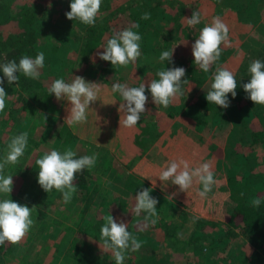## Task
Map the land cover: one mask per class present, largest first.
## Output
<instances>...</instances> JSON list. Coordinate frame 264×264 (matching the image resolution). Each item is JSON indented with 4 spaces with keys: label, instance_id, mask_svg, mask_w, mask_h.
Here are the masks:
<instances>
[{
    "label": "rangeland",
    "instance_id": "rangeland-1",
    "mask_svg": "<svg viewBox=\"0 0 264 264\" xmlns=\"http://www.w3.org/2000/svg\"><path fill=\"white\" fill-rule=\"evenodd\" d=\"M25 1L37 2L45 11L43 16L37 17L35 24L32 25L36 47L31 54L34 59L41 55L43 60L40 61L52 64L54 72L52 77H55V81L51 99L43 106L34 104L36 99L31 97L30 92L23 91L15 85L0 89V226L8 223L15 226L17 232L16 245L8 253H1L0 264H73L74 260L70 258V254L71 252L78 254V251L87 256L98 254L101 258L107 259L109 264H130L132 261L134 264L137 262L191 264L193 254L197 255L195 259L197 264L212 262L237 264L246 257L244 264H264V251L261 252L256 248L253 241L254 237L264 232L263 227H258L256 230L238 228L233 237L218 239L222 231L220 224L202 226L201 222L195 224L192 219L193 216H220L217 210L219 197H211L207 194L217 174L233 172L243 186L248 187L251 184L245 197L247 202H258L259 195L254 193L255 189L259 192L263 191L264 194L263 184H259L256 175L252 174L255 169L264 168L260 156L255 157V153L249 152L251 155L243 164L240 161L231 164L229 149L228 153L227 148L223 151L226 157L214 154L217 147L224 146L223 135L226 134V126L219 122L229 123L233 118L231 114L226 113L236 109L242 101L232 89H226L228 83L233 78H246L250 80L249 90L253 91L258 86L259 78L264 77V36L262 35L261 38L263 42L261 48L258 42L257 45H252L255 48L249 49V52L241 51L244 43H233L235 39L233 31L236 32V28L230 21L232 15L213 9L214 6H219L218 8L221 9L222 6H226V9L233 13L232 1L235 0H227L228 2H223L225 4L220 0H148L150 4H157L159 11L157 9L154 12L153 19L147 27L143 46V50L151 53L146 55L142 50L141 58H144L145 62L160 58L165 53L162 52L159 44L164 46L163 42H165V47L172 48L180 38L189 47L186 48V53L184 52L185 56L179 57V60H184L180 63L175 62L174 69L182 68L180 72L185 73L194 64L200 62L205 69L201 68V70L208 76L203 88L200 84L194 85L199 91L202 89L197 95V101L186 96V90L181 84L179 86L181 92L172 94L169 99L159 104L148 102L137 104L129 95L108 84L102 79L101 70L93 65L92 56H88L85 63L79 62L77 45L81 35L79 38L75 37L77 30L71 28L72 17L61 11L57 0H2V3L14 11L19 3ZM109 1L110 8L102 11L96 18L95 29L87 39L94 43L102 25L113 23L109 27V38L104 36V43L100 48L110 57V65L115 66L117 72L131 77V82H135L136 77L140 76L138 71H144L147 66L145 64L138 68L139 61L131 55H123L118 60L116 53L122 46L123 35L127 32V22L121 20L123 14L114 20L113 17L110 20L106 19L110 10L118 6L122 0ZM246 3L244 0L239 3L238 12L252 19L248 21L252 22L258 13H264V0H246ZM134 8L138 10L137 6ZM183 16H186L187 20L182 19ZM188 17L191 20H188ZM181 21L187 25L189 21L192 27L196 26L194 28L206 24L213 25L211 34L219 38L220 45L209 43L196 34L191 38L181 34L185 33L184 29H178ZM56 26L59 29L55 28L57 32L65 34V41L61 43L56 38L57 33L51 34L55 31L48 29ZM68 28L71 29L66 33ZM46 29L48 31H45ZM117 29L120 30L116 31ZM0 31L4 35L10 34L13 40H17L19 36V30L14 28L10 20L6 21L2 16H0ZM55 43L58 47L52 51ZM228 47L232 50H229L224 58L221 53ZM182 48L184 49V46ZM109 50L112 52L110 53ZM27 64L34 67L31 62ZM47 78H51V75L48 74ZM222 79L224 84L221 81L216 82ZM10 83L11 79L6 82L7 85ZM133 87L141 88L144 85L139 82L134 83ZM224 94L226 96L222 99ZM207 95L210 98L205 97ZM138 107L145 110L147 122L161 126L158 135L156 134L158 142L155 143L157 146L155 156L154 147L150 144H144L143 149V146L133 141L132 135L136 127H132L133 131L130 135V129L126 126L127 122L135 125L129 114L131 109ZM152 109H155V113H152ZM157 111L162 115L157 114ZM165 111L174 112L175 115L169 117ZM244 112L241 111V114ZM184 116L193 119L191 120L193 126L184 124ZM261 120H264V117L259 118V124ZM216 122L220 125L216 126ZM228 127L227 125V129ZM67 131L73 133L74 140L66 138ZM179 131L190 141L189 144L192 143L191 148H194L193 153L191 152L192 156H197L200 148L203 149L201 152H204L203 156L197 157V161L184 162L188 165L189 175L194 176V181L187 186H183L185 180L171 171V168L178 163L176 161L178 155L186 154L185 149H189V145L183 143L184 151L172 142L175 139L180 140ZM89 144L102 145L107 149L111 161L108 169H103L105 160L102 161L100 154L91 150ZM254 147L256 146H248V149ZM145 149L147 150L144 153ZM261 151L264 152L263 148ZM70 153L89 158L92 165L89 170L94 183L102 184L103 180L111 177L117 169V163L124 172L130 171L138 175L160 195H148L145 200L149 199V202L166 216L164 220L170 221L171 225L174 223L177 225L175 236L186 243L176 244V247L171 249L165 241L164 232L155 221L157 226L142 230L139 235L131 239L137 238L139 243L154 244L158 251L136 258L128 255L121 248L116 249L114 244L99 243L92 236L79 230L77 218L83 197L79 196L81 193L74 191L68 183L60 181L63 158ZM143 158L148 159L146 164L142 163ZM244 167L249 174L243 177ZM198 182H201V186ZM106 187L118 191L117 188L106 185L101 189L105 190ZM188 202L191 205H188ZM220 204L226 212L233 202L223 198ZM112 209L114 208L102 212L105 220L111 225L102 224V226L110 233L126 225V219L121 218L120 214ZM177 209L185 211L187 215L179 217L177 214L180 212L178 213ZM100 216L99 212L94 214L95 219ZM101 222L98 220L97 225ZM134 234L129 231L122 237L129 239ZM196 247L198 249L193 252ZM179 248L182 252L180 258L172 260L171 257L168 261L169 251L174 250L178 253ZM83 264L87 263L83 262Z\"/></svg>",
    "mask_w": 264,
    "mask_h": 264
},
{
    "label": "trees",
    "instance_id": "trees-1",
    "mask_svg": "<svg viewBox=\"0 0 264 264\" xmlns=\"http://www.w3.org/2000/svg\"><path fill=\"white\" fill-rule=\"evenodd\" d=\"M57 2L61 11L72 17L73 26L71 28L77 30L75 37L79 38L81 35L79 44L77 45L79 62L85 63L87 57L92 56L93 65L101 70L102 79L108 84L115 86L118 90H121L122 93L129 95V97L133 101H136L137 104H140L141 102L142 104L144 102L150 104L165 102L166 99H169L172 96V94H175L174 92L177 93L179 91V86L181 84L183 87H187L185 93L190 99L196 100L197 98H192V96L202 92V89L199 91L197 86L187 83L195 77L191 74L204 72L201 70V68L205 70L204 66H202L200 62L199 64H194L191 69L185 73L180 72L182 71V68L174 69L176 66L175 62L180 63L184 60H179V57H184V52L186 53V48L189 47L183 43L182 39L180 40V38H178V41L176 40L177 42H175L172 48L169 46L165 47V42H163L164 46L159 44L162 52L165 53L163 56L158 55L160 58L157 57L155 60L147 62H145L144 58H141L145 38L147 36V27L153 19L154 12L158 9L157 4H150L148 0H122L118 3V6L110 10V14L106 16V19L110 20L111 17H113L114 20L117 16L123 14L121 20L127 22V32L123 35L121 42L122 46L116 53L118 60L123 55H131L136 61H139L140 65L138 68L145 66V64L147 66L144 71H138L140 76L136 77L135 82H131V77L120 74L116 71L115 66L110 65V57L105 54L104 49L101 50L100 48L104 43V36H109V27L113 23L102 25L101 30L97 32L94 43H91V41L87 39V36L95 29L96 18L102 11L110 8V1L57 0ZM135 6L138 8L137 11L134 8ZM44 12L43 7L37 2H21L18 4L16 10L11 11L8 5L5 6L2 3V0H0V16L4 17V20L6 21L10 20L14 28L19 30L17 40H13L10 37V34L4 35L0 31V89L15 85L23 91L30 92L31 97L37 100H35L34 104L38 103L39 106L48 104V100L51 99L53 82L55 81V77H52V74H54L52 64L40 61L43 60L41 55L37 56V59H34L31 54L36 47V45H34L36 40L34 38V29L32 25L35 24L37 17L43 16ZM55 28L56 30H59L57 26L54 28L49 27L48 29L55 31L51 34L57 33L56 38L60 43L65 41V34L57 32ZM71 28H68L66 33L70 31ZM48 29L45 31H48ZM119 30L120 29H117L116 31ZM182 46H184V49ZM57 47L58 45L56 43L53 44L52 51L56 50ZM143 51L146 55L151 53L145 50ZM109 52L111 53L112 50H109ZM154 54L156 55V53ZM27 62L33 63L34 67H31ZM76 69L78 70V68ZM48 74L51 75V78L49 79L47 78ZM145 78H148V80L146 81ZM10 79L11 83L7 85L6 82ZM220 81L223 82V79L219 81L217 80L216 82L219 83ZM139 82L143 83L144 87L134 88V83ZM249 82L250 80L246 78H233L228 83V88L226 89H232L233 93L238 94V96L242 98L240 104L248 105L254 113L259 115L264 111V77L259 78L257 82L258 86L255 87L253 91L249 90ZM216 89L218 88H215V90ZM225 96L226 94L222 96V99H224ZM137 97L140 99L138 100ZM205 97H208V95ZM208 98H210V96ZM144 112L145 110L142 108L140 109L139 107L138 109H131L129 118L135 125L129 124V122L126 123L128 129H130V135H132V127H136L132 137L137 145L139 143L141 144L142 141L146 142L147 139L152 137L148 141L149 143L157 134L155 124L147 122V116ZM165 114L169 117L174 116V113L170 111H165ZM183 118L189 120V118ZM151 127L154 129L152 130ZM250 135L251 142L260 144L264 151V131L261 129L251 130ZM66 138H68V140H74L75 136L72 132L67 131ZM89 146L91 147V150H95L100 154L102 161L105 160L106 164H103V169H108L111 165V161L109 160L110 155L107 149L102 145L89 144ZM191 146H189V149L186 148V154L178 155L176 159L178 163L171 168L173 173L178 174L183 181L185 180L183 186H187L190 182L194 181V176H191L192 174L189 175L187 163L195 162L197 161V157L204 155V152H201L203 149L200 148L197 156H193L194 160L184 163L189 156H192L191 152L194 151V148L192 149ZM144 148L145 146H143V149ZM219 148L220 147H217V151L214 154L223 153ZM88 159L89 158L84 155H78L77 153L66 155L63 158L62 172L60 175L61 182L68 183L73 187L72 189L74 191L81 193V195L77 193L79 196L83 197L81 203L82 206L77 218L79 230L92 236L99 243L114 244L116 249L121 248L128 255L136 256V258L140 255H147L158 251L157 248L155 250L154 246L150 243H139L137 238L131 239L139 235L140 231L148 230L157 226L155 225V221L164 232L165 241L171 246V249L176 247V244L186 243L175 236L177 235V225L175 223L171 225L170 221L164 220L166 216H164L160 210L155 208L154 204L149 202V199H147L148 201L145 200V197L148 195H160L155 190H152L143 179L130 171L124 172V169H122L119 166V163H117L116 167L118 170H113L114 172L111 177L103 180L102 184H99L98 182L94 183L91 179V173L89 170L92 165ZM108 161H110L109 164ZM254 173L258 179L257 181H260L259 183L263 184L264 188V172L258 169V171ZM90 181H92V183H90ZM105 185L113 186L114 188H117L118 191H116V189L109 190L107 187L105 190L101 189V187ZM215 187V192L224 189V197L233 202L231 208L226 212L217 209L220 213L219 217L193 216L192 219L195 224H198V222H201L202 226H214L217 223L220 224L222 231L220 230L221 232L218 239L223 237H233L238 228L247 230H256L258 227L264 228L263 191L259 192V190L256 189L254 191V193L256 192L259 195L258 202H247L245 197L249 189L236 179L233 172L224 174L222 183L217 184ZM214 197H219V203L223 199L217 194L214 195ZM111 207L114 208L112 209L113 211L120 214L121 218L126 219L125 227L115 230L114 233H110L104 226H102V224L105 226H111L110 223L105 220L104 213H102L107 212L104 210H109ZM177 210L178 213L180 212V214H177L179 217L181 215H187L185 211L180 209ZM97 212L101 213V216L95 219L94 214ZM189 217L191 218V216ZM98 220L102 222L97 225ZM129 231L130 233L135 234L129 239L123 238L122 236L126 235ZM16 235L17 232L15 226L9 225L8 223H3L0 226V255L1 253L5 254L13 250L17 243ZM253 241L256 248H259V250L263 252L264 232H261L258 236L254 237ZM94 249L98 252L96 248ZM197 249L198 248L196 247L192 251L195 252ZM76 250H78V248H76ZM77 253L78 254H73V252H71L70 254V258L74 260L73 264H83V262L87 264L110 263L107 259L101 258L98 254L87 256L83 253H79V251ZM181 253L180 248L178 253L174 250H170V256H167L168 261L171 257L172 260L179 259ZM199 253L201 254V251H199ZM154 255L155 254H153V256ZM246 258L240 260L237 264H244ZM1 259L2 258H0V260ZM195 259H197V255L193 254L191 257V264H197ZM130 264H134V262L132 261ZM136 264H140V262H137ZM210 264L214 263L212 262Z\"/></svg>",
    "mask_w": 264,
    "mask_h": 264
},
{
    "label": "crops",
    "instance_id": "crops-1",
    "mask_svg": "<svg viewBox=\"0 0 264 264\" xmlns=\"http://www.w3.org/2000/svg\"><path fill=\"white\" fill-rule=\"evenodd\" d=\"M244 1L246 3V0H244ZM220 2L223 3V2H228V1L227 0H220ZM241 2H243V0L232 1V5L234 7L233 8V13L231 11L227 10L226 6H222V9L218 8L219 6H214L213 9L221 10V11H223L225 13L227 12L226 14L232 15V18L230 19V21L232 22V24L236 28L235 29L236 32L233 31V37L235 38L233 40V43L237 44V43L243 42L244 46L241 47L240 50L241 51L244 50V51H248L249 52L252 48H255L254 46H252L253 44L257 45L258 42H259V44H260L259 47L263 46V42H261L262 41L261 38H262V35L264 36V26H263L264 25V13L263 14L258 13V15H256V18L252 22L248 21V20H252V19H250L248 17H244L240 12H238V5ZM223 4H225V3H223ZM228 7L231 8L232 6H228ZM209 17H210V15H209ZM245 18H247V20ZM182 19H186L187 20V17L183 16ZM178 20H180L179 17H178ZM188 20H191V18L188 17ZM209 20H211V19H209ZM181 24H182V27L180 28ZM180 25L178 26V29L179 30H181V29L185 30V33H181V34H185V36H188L189 38H191L193 34H196V35H199L200 38L205 39V41H208L209 43L212 42L214 45H217V46L220 45L219 38L216 37L215 35L211 34L212 31H213V29L211 27L213 25L208 26L206 24V26H198L199 28H194L196 26L192 27L191 23L189 21H188V25L185 22H182V21L180 22ZM261 30L263 32H261ZM238 32H240V33H238ZM236 35H237V37H236ZM185 40L186 39L184 37V41ZM248 46H250V47H248ZM229 50H232V48L228 47V48H225L224 51H222L221 54H223L224 58H225V54ZM191 75H193L195 77L192 80L187 82L189 84H192V85L200 84V87L203 88L204 83H207V81H208V79H207L208 76L204 72H199V73L191 74ZM145 80L147 81L148 78H145ZM186 88L183 87L184 90H187ZM179 91L181 92V87H180ZM174 93L176 94V92H174ZM197 95L198 94L193 95L192 98L193 97L197 98L196 97ZM151 111H152V113H155V109H152ZM241 111H245V112L241 114ZM231 112H233V114ZM157 114L162 115L160 111H157ZM226 114H231V117L233 119H231L229 121V123L219 122V123H222V125H224V127L226 126V130H225L226 134L223 135L224 146H221V148H219V149H221V152H223L227 148L226 152L228 153V149H229L230 155H231V158H230V161H231L230 163L231 164L237 163L238 161H240L241 164H243L244 161L248 157H250L251 154L249 152H252V154L255 153L254 154L255 157L257 155L260 156L262 158V160H263V163H264V152L262 153V151H261L262 148H260L261 150L258 148V147H262V146L260 144H257L256 142L252 143L251 142V135H250V131L251 130H259V129H261V130L264 131V124H262V122H264V120H261L260 124H259V118L261 117V119H262L264 117V111L261 114L258 115L256 113H254V111L250 110V107L248 105H239V106H236V109L229 110ZM153 117H154V115H153ZM184 117H186V116H184ZM153 119L155 121V118H153ZM223 119H224V116H223ZM189 120L184 119V124L186 126H193L192 122H191V120H193V119L189 118ZM219 123H217L216 126L220 125ZM227 125L229 126L228 129H227ZM155 128H156V131L159 132L161 126L155 125ZM157 135H158V133H157ZM155 138L152 139L149 143H148V141L151 138L147 139L146 142L142 141V143L141 144L139 143L138 145L143 146L144 144H150L151 147H154V156H155L156 149H157V146H156L155 143L158 142L157 138L156 139ZM179 138H180V140L175 139L174 141H172V142H174L176 144V147H180V148L183 149V143L186 144L187 146L188 145L189 146L192 145V143L189 144L190 141H188V139L185 137V135L183 133H181L180 131H179ZM248 146H256V147H254L253 149L249 150ZM146 150L147 149H145L144 153L146 152ZM216 155L217 156L226 157V156H224V153H222V154H218L217 153ZM192 160H194V157L193 156H189L186 161L189 162V161H192ZM147 162H148L147 158H143L142 159V163L146 164ZM255 170L258 171V169H255ZM256 171H254V172H256ZM261 171L264 172V168ZM248 174L249 173L247 171V168L244 167L242 169V176L244 177L245 175H248ZM252 174H255V173H252ZM223 175H224V173H221L220 175L217 174L215 176L214 182H213V184H211V188L207 192V194H209L211 197H214V195L217 194L219 196L222 195V198H225L224 197V195H225L224 189H220L217 192H215V188H216L215 186L217 184H219V183L220 184L222 183ZM234 176L236 177V174H234ZM236 179L239 180L237 177H236ZM259 182L260 181H258V183ZM198 183L201 186V182H198ZM244 185H246V184L244 183ZM251 186L252 185L249 184L248 187L250 188ZM192 191H194V190H192ZM188 205H191V204L188 202ZM218 205H219L218 209L223 211L222 207H220L221 204L219 203ZM152 245L154 246V248L156 250V246L154 244H152Z\"/></svg>",
    "mask_w": 264,
    "mask_h": 264
}]
</instances>
